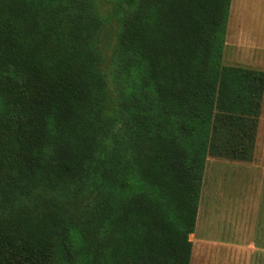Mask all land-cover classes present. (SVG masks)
<instances>
[{"label": "trees", "instance_id": "obj_1", "mask_svg": "<svg viewBox=\"0 0 264 264\" xmlns=\"http://www.w3.org/2000/svg\"><path fill=\"white\" fill-rule=\"evenodd\" d=\"M231 3L0 0V264H191L207 159L258 140Z\"/></svg>", "mask_w": 264, "mask_h": 264}, {"label": "crops", "instance_id": "obj_2", "mask_svg": "<svg viewBox=\"0 0 264 264\" xmlns=\"http://www.w3.org/2000/svg\"><path fill=\"white\" fill-rule=\"evenodd\" d=\"M255 2L261 4L256 18L259 25L250 32L254 37L244 41L256 45L258 62L254 68L264 72V0ZM259 137L251 160L215 162L213 176L221 174V198L210 200L213 204L203 211L201 202L208 175L207 159L197 224L195 231L189 235L192 242L191 264H264V154H260Z\"/></svg>", "mask_w": 264, "mask_h": 264}, {"label": "rangeland", "instance_id": "obj_3", "mask_svg": "<svg viewBox=\"0 0 264 264\" xmlns=\"http://www.w3.org/2000/svg\"><path fill=\"white\" fill-rule=\"evenodd\" d=\"M260 8L261 4L255 2V0H232L226 33L227 45L224 49V62L226 64L244 66L249 68L253 67V69L256 68L255 64L258 62L256 60V56H258L255 51L256 45L253 42H245L244 39L254 37V34L252 35L250 32H253V30L256 28V25L257 27L259 25V21L257 19L258 15L260 14ZM244 17H246L247 19H244ZM258 129V137L260 136L259 138H261V144H259L258 146L259 150L261 149L260 154H264V100L259 117ZM224 160L227 159L214 156L209 157L207 173L208 175L205 179L204 196L201 202V209H203V211H206L207 208L213 204L212 202H210V200L216 199L218 197L221 198V174H218L217 177H214L213 168L216 165V161ZM214 201L217 203H221V201L218 200ZM201 249L203 248L201 247Z\"/></svg>", "mask_w": 264, "mask_h": 264}]
</instances>
